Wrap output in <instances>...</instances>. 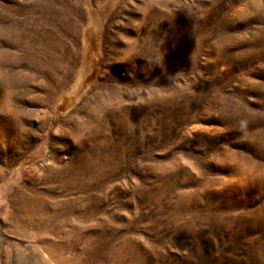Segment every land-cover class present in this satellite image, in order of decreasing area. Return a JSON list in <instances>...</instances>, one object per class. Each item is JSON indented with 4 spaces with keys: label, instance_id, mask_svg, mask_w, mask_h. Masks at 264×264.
<instances>
[{
    "label": "rangeland",
    "instance_id": "rangeland-1",
    "mask_svg": "<svg viewBox=\"0 0 264 264\" xmlns=\"http://www.w3.org/2000/svg\"><path fill=\"white\" fill-rule=\"evenodd\" d=\"M0 264H264V0H0Z\"/></svg>",
    "mask_w": 264,
    "mask_h": 264
}]
</instances>
